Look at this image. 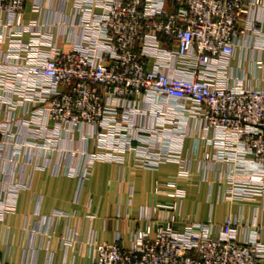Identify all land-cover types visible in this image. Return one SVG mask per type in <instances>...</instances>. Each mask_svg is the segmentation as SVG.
<instances>
[{
  "label": "built area",
  "instance_id": "2783aa9c",
  "mask_svg": "<svg viewBox=\"0 0 264 264\" xmlns=\"http://www.w3.org/2000/svg\"><path fill=\"white\" fill-rule=\"evenodd\" d=\"M26 1L0 0V221L14 209L18 191L28 188V168L52 166L82 180L94 162L123 164L132 153L140 168L175 163L178 176L187 177L182 145L194 129L201 131L199 145L212 147L203 153L205 178L214 165L227 166L218 175L228 184L225 200L264 195V87H245L229 69L247 32L262 37L255 46L264 50L253 17L258 0H63L73 1L70 28L81 35L68 51L55 45L50 29L24 21ZM40 9L35 0L33 10ZM61 141L76 147L63 150ZM48 151L75 164L52 165ZM8 164L12 177L4 171ZM166 190L169 197L185 195L174 182L155 183V193ZM178 209L155 205L154 220L161 212L171 217L137 230L129 249L118 239L95 245L90 264L264 259L258 237L237 239L234 218L213 235L211 224L178 227Z\"/></svg>",
  "mask_w": 264,
  "mask_h": 264
},
{
  "label": "crops",
  "instance_id": "0c3cea01",
  "mask_svg": "<svg viewBox=\"0 0 264 264\" xmlns=\"http://www.w3.org/2000/svg\"><path fill=\"white\" fill-rule=\"evenodd\" d=\"M34 1H26L25 22L35 21L41 29H50L55 45L64 51L71 48L72 42L80 41L79 30L70 28L75 24L73 1L37 0L41 3L37 12L33 10ZM258 1L253 17L259 19L258 27L264 33V0ZM260 38L252 32L238 38L229 61L231 74L242 79L245 87H264V50L255 46ZM22 40L28 41L29 35H24ZM211 135L209 132L208 136ZM200 138L201 131L194 129L183 141L182 156L190 160L187 177L178 176L175 163L162 164L157 170L140 168L132 153L125 156L123 164L94 162L89 175L82 180L65 174V170L57 174L52 166L26 169L28 188L18 191L14 209L0 221V261L4 264H90L95 245L111 244L118 239L124 249H129L137 230L147 226L153 229L156 221L165 216L169 219L172 213L161 212L159 219L154 220L151 209L158 204H177L180 228L191 223L211 224L213 235H217L224 220L231 217L238 223L239 241L258 237L264 244V195L225 200L223 194L228 184L223 179L218 181V175H225L227 166L214 165L205 178L201 168L203 153L211 152L212 147H204L202 141L199 145ZM59 146L63 150L76 147L67 141H61ZM46 157L52 165L75 164L72 157L58 151H48ZM206 164L205 167H211ZM4 171L12 174L13 165H6ZM157 181L176 183L184 189V197H169L170 190L155 193ZM260 264H264V259Z\"/></svg>",
  "mask_w": 264,
  "mask_h": 264
}]
</instances>
